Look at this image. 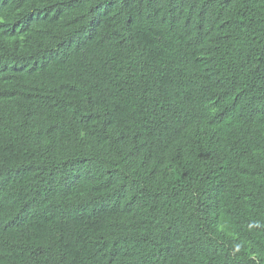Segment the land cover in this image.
Segmentation results:
<instances>
[{
  "label": "trees",
  "instance_id": "1",
  "mask_svg": "<svg viewBox=\"0 0 264 264\" xmlns=\"http://www.w3.org/2000/svg\"><path fill=\"white\" fill-rule=\"evenodd\" d=\"M0 264H264V0H0Z\"/></svg>",
  "mask_w": 264,
  "mask_h": 264
},
{
  "label": "clouds",
  "instance_id": "2",
  "mask_svg": "<svg viewBox=\"0 0 264 264\" xmlns=\"http://www.w3.org/2000/svg\"><path fill=\"white\" fill-rule=\"evenodd\" d=\"M18 67H22L23 68V65H17ZM22 215H27V213H22Z\"/></svg>",
  "mask_w": 264,
  "mask_h": 264
}]
</instances>
